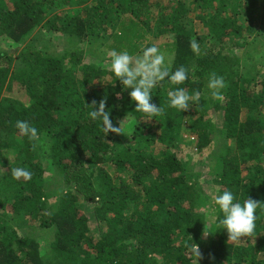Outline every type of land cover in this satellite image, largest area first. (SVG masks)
Wrapping results in <instances>:
<instances>
[{"label": "trees", "instance_id": "obj_1", "mask_svg": "<svg viewBox=\"0 0 264 264\" xmlns=\"http://www.w3.org/2000/svg\"><path fill=\"white\" fill-rule=\"evenodd\" d=\"M153 44L188 79L153 89L164 112L148 120L104 64L109 50L135 56ZM257 53L264 0H0V264H264V209L253 234L233 241L212 202L218 189L264 202ZM213 72L225 79L223 102L207 89ZM177 87L200 91V102L167 107ZM105 98L114 126L128 114L127 134L107 135L90 117L88 104ZM184 132L199 166L177 151ZM16 167L31 179H14Z\"/></svg>", "mask_w": 264, "mask_h": 264}, {"label": "clouds", "instance_id": "obj_2", "mask_svg": "<svg viewBox=\"0 0 264 264\" xmlns=\"http://www.w3.org/2000/svg\"><path fill=\"white\" fill-rule=\"evenodd\" d=\"M191 48L194 52H199V44L195 39L191 42ZM105 69L116 77L122 84V91L131 89L129 95L131 101L136 105V112H141L148 117V120L157 118L164 112V108L151 102L153 89L166 79L174 85H182L188 79V69L183 65L174 71L166 63L165 54L155 44L151 46H142L137 55L128 51L118 52L115 49L109 50L105 55ZM226 88L223 76L215 72L209 74L207 78V89L211 98L223 102V90ZM167 107L177 109L181 112L187 111L193 105H197L201 99L200 91L189 94L184 87H177L167 93ZM89 113L93 120H101L105 133L110 132L126 133L124 131L128 114L121 120L119 126H114L110 119L111 113L106 110V98L99 102L93 101ZM16 128L30 141H36L39 138L38 129L24 120L16 122ZM127 134V133H126ZM14 179L30 180L32 173L27 168L16 167L11 170ZM212 202L217 206L218 211L222 213L219 224L222 229H226L229 240H239L242 237L253 234L256 227L257 210L264 209V202H257L251 198H246L242 202L237 199L231 190H217L213 195ZM207 232L205 234H208ZM194 255L200 257L199 247H192Z\"/></svg>", "mask_w": 264, "mask_h": 264}, {"label": "rangeland", "instance_id": "obj_3", "mask_svg": "<svg viewBox=\"0 0 264 264\" xmlns=\"http://www.w3.org/2000/svg\"><path fill=\"white\" fill-rule=\"evenodd\" d=\"M195 26H196V29H197V31L199 33L205 34V32H207V28L204 27V25L201 22L195 21ZM248 49H250L249 46L242 51V54H244V52H246ZM10 50H11L10 52H12L13 50H15V48H10ZM247 57L248 56H244L243 55L242 62H243V66L245 67L244 69H245L246 72H252L253 71V73H254L255 72V68L253 66H251L252 63L248 61L249 59H247ZM255 59L258 62H261L262 66H263L262 73H264V56L257 53V55H255ZM189 135L190 134L187 133V132H184L183 133V136H182L181 140L177 144L178 145L177 146V148H178L177 151H179V155H180L181 159H183L186 163H188V165H190V166L191 165H197V166H199L202 163V160H201L202 159L201 158L202 156L201 155H196L195 153L198 152V151H196L195 149H194V151H191V148L194 145V142H193L194 140L191 139L193 137L192 136H189ZM207 166H208V163H207ZM44 243H46V240H43L42 241V244H44ZM198 261L202 262L201 255H200Z\"/></svg>", "mask_w": 264, "mask_h": 264}]
</instances>
